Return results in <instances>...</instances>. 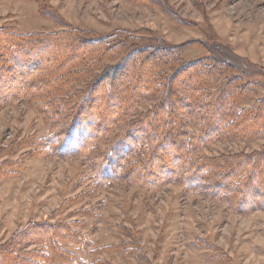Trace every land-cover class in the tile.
<instances>
[{
	"label": "rangeland",
	"instance_id": "obj_1",
	"mask_svg": "<svg viewBox=\"0 0 264 264\" xmlns=\"http://www.w3.org/2000/svg\"><path fill=\"white\" fill-rule=\"evenodd\" d=\"M64 30L88 44L94 39L110 48L120 43L117 53L105 55L101 64L92 65V57L70 62L64 74L75 73L51 92L61 101L74 94L72 103L85 101L92 112L95 103H107V131L94 153L109 149L122 133L123 138L132 122L136 126L164 97L145 95L129 115L113 116L118 110L109 105V97L96 99L97 92L107 97L111 90L100 91L93 80L118 62L126 64L121 70L130 64L136 68L140 59L153 62L157 82L164 85L177 68L176 61L169 62L173 58L212 64L219 74L215 83L207 81V90H224L229 82L242 96L239 108L258 109L264 117V0H0V39ZM5 51L0 48L4 96L23 90L19 68L8 60L14 50ZM129 52L131 63L125 58ZM165 56L170 60H157ZM25 57L30 60L27 72L38 57ZM178 79L168 82L170 96L176 98L165 97L161 115L180 122L172 138L186 143L199 131L201 119L178 105ZM47 130L35 106L17 98L0 102V264H10L1 261L4 253L16 264H264V127L205 144L190 139L194 149L186 154L185 165L153 188L142 176L98 182L83 156L58 158L43 147ZM147 144L150 155L153 149ZM143 156L137 152L129 162ZM212 158L226 163L216 170L205 161L201 179L184 182L193 176L191 169ZM51 232L60 243L47 244Z\"/></svg>",
	"mask_w": 264,
	"mask_h": 264
},
{
	"label": "trees",
	"instance_id": "obj_2",
	"mask_svg": "<svg viewBox=\"0 0 264 264\" xmlns=\"http://www.w3.org/2000/svg\"><path fill=\"white\" fill-rule=\"evenodd\" d=\"M70 32V30H64L58 33L36 34L33 36L9 34L4 39H0V42H7L6 45L0 43V48L3 53L7 52L5 49L10 52L14 50L13 54H9L8 60L11 61L12 65L19 68L17 76L19 77L21 74L22 81L19 79V83L21 82L23 86V90L13 93L9 91V94L7 93L5 96L0 90V102L6 100L12 101L17 98L35 106L38 116L43 120L48 129V134L42 141L43 147L47 149L52 156H57L58 158L77 155L83 156L85 163L88 164L90 171L97 178L98 182H103V180H116L120 176L122 179L125 178L131 181L129 176H133V178H140L142 176L147 182L144 184L153 188L158 182L165 179L167 180L168 177L173 178L175 172L180 170V166L185 165L186 154L189 153V150L194 149L190 139H193L195 143L197 142V145L205 144L221 138L231 139L237 135L244 136L246 133L252 135L258 127H264V117L261 116L258 109L245 110L239 108L242 96L240 93H237L238 90L229 82H224V90L215 89L211 90V92L207 90L210 84L207 81L214 82L219 74L216 70L217 67H211L212 64L208 66L203 61L180 63L177 59L173 58L168 60H170V63L171 61H176L175 65L177 68H173V78L171 79L177 76L179 77L175 85H179L181 87L179 90L182 92L179 97L182 101L178 105H182L184 108H190V110L186 112L196 113L201 119L199 131L195 135L190 134L188 142H177L176 138L173 140V134L171 132L174 131V128H179L180 122L171 114L165 119H163V115H161L162 105L166 104V101L164 102L165 97L172 100L176 98L173 94L170 96L168 90L170 85L168 82L171 81V79H169L170 77L167 79L166 85H164V82L158 83L156 64L153 62L148 65V60L138 59L139 61L137 62L136 68L131 67L130 64L126 69L121 70L122 67H126L123 61L122 65L118 62L113 66L107 67L104 72L99 75L97 74L93 80L94 83L97 84V89L99 87L101 88L100 91H102L104 87L111 90L107 94V97L104 91L100 93L97 92L96 99L101 101L109 97L111 101L108 102H113V104L109 105L116 107L118 110L115 114H112L113 116L124 118L129 115V110L132 112L135 111L133 108L142 101L145 95L163 93L164 97L163 99L160 98V102L155 106L156 109L149 112V114L142 115L143 117L139 116L141 119L136 122V126L132 122L133 127L123 135V138H121L122 133L120 137L116 138L114 143L111 144L109 149L107 148V150H103L100 153H94L93 150L96 148L98 140L102 138V135H105L107 131L106 121L109 120L110 114L107 112V103H95V105L99 107V110L96 106L92 108L97 111V115L95 111H88L89 103L85 101L83 103H72V101L76 100V98L73 97L74 94L71 98L69 96L66 100L61 101L60 99L54 98L51 92L54 89L61 88L67 79L75 73V71L74 73L68 71L69 73L65 75V71H63L65 66L69 67L75 59L80 57L85 58L83 62L88 60L87 57H92V65L101 64L103 60L100 62V59H103L105 55L114 56L117 53V48L120 47V43L117 42L118 44L112 45L110 48V46L106 47L104 44L102 45L100 39H94L92 40L94 42L88 44L90 41L77 40V37L71 36ZM72 33L74 34V32ZM106 40L107 39H105V41ZM138 49L137 51L141 52ZM150 51L155 52L153 49H150ZM158 51L163 50L160 49ZM25 55L38 57V61H36L35 65L31 66V70L27 72L25 71L27 64H29L28 61L30 60L28 59L27 61ZM131 56L132 52H129L128 55L125 56L130 63ZM3 60L4 57H0V62H3ZM157 60H163L164 62L167 58L165 56L164 58H157ZM3 68L6 69L5 67ZM87 69L88 68H86L85 71ZM130 72H132V74H129ZM17 76L15 77L17 78ZM2 84L3 83L0 82V89L2 88ZM114 92H117V97L114 96ZM79 97L80 96L77 98ZM84 99L85 97L81 98V100ZM178 99L175 100V103ZM204 128H206V130L203 133ZM165 130L168 131L167 137L163 135ZM132 131H135V133L132 134ZM179 133L182 134V132ZM142 139H145L147 143L150 144V147H152L153 150L150 155H148L147 152L149 145L144 142L139 143ZM163 139H165V141ZM160 140H163L161 141L162 144L158 146L155 145V143H158ZM145 146H147V148H145ZM157 151H160V153ZM137 152H141L144 156H147L141 160L137 159L138 162H129V159L133 158ZM158 154H162L163 159H160L157 156ZM163 160L165 162H163ZM215 160L216 159L213 158L208 160L204 159V161L200 163L201 166H197L195 169L190 170L193 176L183 178L184 182L187 183L194 178L201 179V173L207 169L206 165L202 168L203 164L206 162L216 170H218L219 166L226 163ZM251 164H256L258 166L261 163L253 161ZM262 165L264 166L263 159ZM253 167H248V170L251 168L250 171H254L255 168ZM137 168L138 170H136ZM227 169H229V167L224 168L223 171H227ZM134 173H136V176ZM226 178L227 177L224 179ZM224 182L226 183L227 179L224 180ZM224 182H222L223 185L225 184ZM194 183L195 181L192 184ZM237 183H239V181ZM192 184L191 186H193ZM237 186L238 184H234V187ZM189 189L194 188L190 187ZM260 193L261 191H259L258 194ZM39 233L41 234L42 231L40 230ZM40 234H36V237H41ZM64 238V241L67 239H69L67 241H70L68 236H64ZM71 238L73 239L74 236ZM52 240L56 243H60V236L51 232L47 244L51 245ZM46 255L49 256L50 254L47 252ZM9 257L11 256L4 253L1 256V261H8L10 264H16L14 263L15 260H11ZM19 264H22V261Z\"/></svg>",
	"mask_w": 264,
	"mask_h": 264
}]
</instances>
